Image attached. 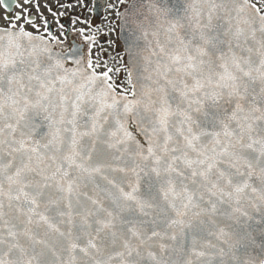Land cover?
<instances>
[{
	"label": "snow or ice",
	"instance_id": "snow-or-ice-1",
	"mask_svg": "<svg viewBox=\"0 0 264 264\" xmlns=\"http://www.w3.org/2000/svg\"><path fill=\"white\" fill-rule=\"evenodd\" d=\"M142 7L123 93L90 49L85 67L0 33V264H264L246 255L264 235V15Z\"/></svg>",
	"mask_w": 264,
	"mask_h": 264
},
{
	"label": "flooded vegetation",
	"instance_id": "flooded-vegetation-1",
	"mask_svg": "<svg viewBox=\"0 0 264 264\" xmlns=\"http://www.w3.org/2000/svg\"><path fill=\"white\" fill-rule=\"evenodd\" d=\"M130 1L121 4L120 0H0V28L23 29L44 37L55 49L73 53V58L83 57L85 67L90 49L96 73L108 72V83L123 93L130 88L129 69L119 30L121 14ZM248 1L264 13V0Z\"/></svg>",
	"mask_w": 264,
	"mask_h": 264
},
{
	"label": "water",
	"instance_id": "water-1",
	"mask_svg": "<svg viewBox=\"0 0 264 264\" xmlns=\"http://www.w3.org/2000/svg\"><path fill=\"white\" fill-rule=\"evenodd\" d=\"M137 7H142V11L147 14V8H148V4L150 2V0H135ZM170 3H174L175 0H169ZM133 3V0L130 1V3L128 4V6L123 10L121 17H120V30H119V37H120V41L123 45L125 54H126V58H127V65H128V69H132V64L130 62V57L128 54V48H129V43H131L132 37L130 36V28L131 25L129 23H127L126 21L128 19H130L127 10L129 9V6ZM248 3L250 5H254L253 3L249 2ZM256 6V5H255ZM256 8H258L256 6ZM254 11V9H253ZM258 15H264V13L259 12ZM4 31H12V32H19L18 30H7V29H1L0 28V33L4 32ZM33 37H41L38 35H34L32 34ZM43 38V43L48 44L53 52H59V53H63L57 49H55L54 45H52L46 38ZM36 43H40V41H36ZM64 56L66 57H72L73 58V53H63ZM68 63H72V59H69L66 63L67 67H73V65L68 66ZM116 91V90H115ZM117 92V91H116ZM118 93V92H117ZM247 257H250L254 260H260L262 258H264V235L261 234V226L259 225H253V229H252V240L251 242L248 244L247 247V253H246Z\"/></svg>",
	"mask_w": 264,
	"mask_h": 264
}]
</instances>
